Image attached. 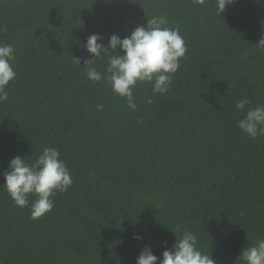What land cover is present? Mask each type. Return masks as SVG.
<instances>
[{
  "label": "trees",
  "instance_id": "trees-1",
  "mask_svg": "<svg viewBox=\"0 0 264 264\" xmlns=\"http://www.w3.org/2000/svg\"><path fill=\"white\" fill-rule=\"evenodd\" d=\"M154 16L187 51L165 94L137 83L132 111L106 80L87 79L83 45L98 34L107 46ZM262 31L264 0L219 15L216 0H0V44L13 46L16 72L0 103V185L10 159L32 163L45 147L72 178L36 220L35 196L20 208L0 188V264H136L183 231L216 264H235L264 238V134L243 133L235 109L245 97L246 109L264 106ZM108 59L93 66L103 73Z\"/></svg>",
  "mask_w": 264,
  "mask_h": 264
},
{
  "label": "clouds",
  "instance_id": "clouds-1",
  "mask_svg": "<svg viewBox=\"0 0 264 264\" xmlns=\"http://www.w3.org/2000/svg\"><path fill=\"white\" fill-rule=\"evenodd\" d=\"M216 2L219 15L234 0ZM167 24L168 21L163 16H154L147 19L145 25L134 28L123 39L113 34L108 38L107 46L98 34L90 35L83 45L90 56L84 61L83 67L87 79L92 82L106 80L114 94L126 99L127 107L132 111L137 107L133 89L138 82L151 83L153 95L165 94L173 74L180 68V59L187 51L179 29L169 28ZM255 45L264 48V31ZM117 49L122 54L118 55ZM102 54L109 56L103 73L93 66L95 59ZM13 59V46L0 44V103L8 100L7 87L16 77L10 63ZM74 60L78 66L80 61ZM146 102L151 103V98H146ZM249 104L246 97L236 102L235 109L244 113L238 120L237 127L249 138L255 139L264 134V106L246 109ZM101 108L102 105H97V110ZM2 175L4 183L0 188L7 192L15 206L29 207V196H35L30 205V217L33 220L49 213L54 207V194L66 192L72 184L70 172L55 147H45L32 163L25 157L15 156L10 159ZM136 264H216V261L211 254L199 250L194 233L183 231L179 236L176 235L172 249L162 252V257L158 258L149 247H145L137 257ZM235 264H264V238L257 239L255 244H248Z\"/></svg>",
  "mask_w": 264,
  "mask_h": 264
}]
</instances>
